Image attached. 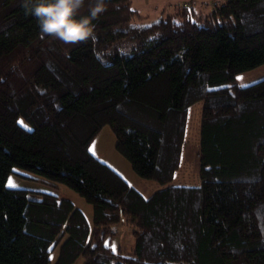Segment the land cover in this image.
I'll use <instances>...</instances> for the list:
<instances>
[{
  "label": "trees",
  "instance_id": "obj_1",
  "mask_svg": "<svg viewBox=\"0 0 264 264\" xmlns=\"http://www.w3.org/2000/svg\"><path fill=\"white\" fill-rule=\"evenodd\" d=\"M26 3L0 0V264H51L61 243L55 264H264V80L236 84L264 66V0L144 26L131 0H105L78 44L41 34ZM198 103L201 184L168 186ZM106 126L137 176L168 187L146 198L96 157ZM14 169L75 191L93 229L68 199L9 188ZM120 223L132 256L105 243Z\"/></svg>",
  "mask_w": 264,
  "mask_h": 264
},
{
  "label": "rangeland",
  "instance_id": "obj_2",
  "mask_svg": "<svg viewBox=\"0 0 264 264\" xmlns=\"http://www.w3.org/2000/svg\"><path fill=\"white\" fill-rule=\"evenodd\" d=\"M225 1L226 0H131L133 10L137 11L141 17L135 19L133 24L144 26L152 24L160 19H166L169 15L176 13L177 10H181L184 5H187L189 15L194 13V17L195 15L198 16L196 17V20L201 21L202 19H198L199 17H206L213 10L214 6L224 3ZM123 46H126L127 48V45L125 44H115L112 48L122 50ZM262 80H264V66L239 74L236 77V84L244 87ZM190 112L191 118L190 120L188 118L187 124L189 132L187 136L186 130V140L183 146L181 164L179 170L176 172L175 177L169 185L180 184L181 186H188L189 183H193V181L187 180H191L192 178H196L199 181L198 149L201 114L200 110L196 108L190 109ZM21 124L27 127L23 120H21ZM115 145L116 137L112 129L109 126H106L97 135L90 149L98 154L101 159H107L111 165L116 166L120 163V157L128 165V167L132 169L131 164L118 153ZM115 159L118 160L116 163ZM132 174L138 182H151L156 186L160 185L155 181L140 178L134 171H132ZM186 177L190 178L187 179ZM131 181L132 183L137 184L136 181H133L132 179ZM7 186L12 189L28 190L32 199H38L39 192L51 193L59 196L60 198L68 199L74 203L75 207L80 209L85 214L89 225H93L92 205L88 204L75 191L64 185L48 182L41 177L22 169H14L7 181ZM133 232L134 229L131 226L122 223L117 224L106 236L105 243L110 245L114 252L121 251L125 255L132 256L135 247ZM61 244H58L57 248L51 254V264L56 263L59 257V248ZM85 262V258L80 256L74 264H85Z\"/></svg>",
  "mask_w": 264,
  "mask_h": 264
},
{
  "label": "clouds",
  "instance_id": "obj_3",
  "mask_svg": "<svg viewBox=\"0 0 264 264\" xmlns=\"http://www.w3.org/2000/svg\"><path fill=\"white\" fill-rule=\"evenodd\" d=\"M85 0H27L26 11L38 23L41 34L65 44L86 42L94 36V23L106 10L105 0H95L86 15H80Z\"/></svg>",
  "mask_w": 264,
  "mask_h": 264
},
{
  "label": "crops",
  "instance_id": "obj_4",
  "mask_svg": "<svg viewBox=\"0 0 264 264\" xmlns=\"http://www.w3.org/2000/svg\"><path fill=\"white\" fill-rule=\"evenodd\" d=\"M193 108H196L198 110H200V114H202V109H203V105L202 103H198L196 106H192L190 109H193ZM193 113V112H192ZM201 116V115H200ZM191 118V112L189 110V120ZM188 129H187V136H188ZM186 140V139H185ZM116 146V145H115ZM91 152L96 156L98 157L101 161L105 162L106 164H108V160L107 159H101L100 156L98 154H96L92 149H90ZM119 157V156H118ZM120 159V163H118L116 166L115 165H110L116 172H118L131 186H133L134 188H136L144 197L146 198H149L151 197L155 192L159 191V190H162L168 186H181L180 184H171V185H168V186H156L155 184H152L151 182H138L137 180H135V176L132 174V169H130L128 167V165L119 157ZM118 160L115 159V163L117 162ZM108 162V163H107ZM133 181H136L137 184L135 183H132L131 179ZM187 179L190 178V177H186ZM187 181H193V183H189L188 186H185V187H199L200 184H201V181H200V177H199V181L196 179V178H192L191 180H187ZM91 229H93V225L91 226Z\"/></svg>",
  "mask_w": 264,
  "mask_h": 264
},
{
  "label": "built area",
  "instance_id": "obj_5",
  "mask_svg": "<svg viewBox=\"0 0 264 264\" xmlns=\"http://www.w3.org/2000/svg\"><path fill=\"white\" fill-rule=\"evenodd\" d=\"M184 7H185V5H184Z\"/></svg>",
  "mask_w": 264,
  "mask_h": 264
}]
</instances>
